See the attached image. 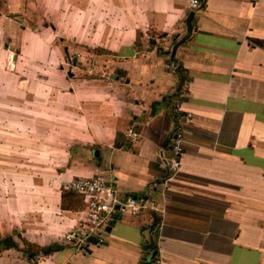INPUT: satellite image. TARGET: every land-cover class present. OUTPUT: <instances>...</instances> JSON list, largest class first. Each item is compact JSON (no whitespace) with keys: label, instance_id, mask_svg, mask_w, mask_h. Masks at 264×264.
I'll return each mask as SVG.
<instances>
[{"label":"crops","instance_id":"obj_1","mask_svg":"<svg viewBox=\"0 0 264 264\" xmlns=\"http://www.w3.org/2000/svg\"><path fill=\"white\" fill-rule=\"evenodd\" d=\"M27 6L49 12V27L80 55L59 91L85 113L57 174L59 204L67 183L101 173L146 209L137 218L118 211L88 253L8 250L0 264H151L155 255L163 264H264V0H204L191 32L184 0H0L1 21ZM20 22V40L40 39ZM177 103L193 118L172 176ZM57 209L62 221L76 213Z\"/></svg>","mask_w":264,"mask_h":264},{"label":"rangeland","instance_id":"obj_2","mask_svg":"<svg viewBox=\"0 0 264 264\" xmlns=\"http://www.w3.org/2000/svg\"><path fill=\"white\" fill-rule=\"evenodd\" d=\"M13 15L4 23L0 19V241L12 237L23 250L28 247L23 241L38 247L63 245L67 244L63 237L75 227L68 219L77 224L79 216L63 214L69 218L57 219L61 215L57 207L62 206L57 174L71 142L81 134L73 122L85 113L61 100L59 91L69 89L68 72L80 55L49 27V12L27 6ZM20 20L40 39L20 40L23 28L15 30ZM6 43L13 50L6 49ZM10 52L21 55L13 69ZM81 127L83 131L85 126Z\"/></svg>","mask_w":264,"mask_h":264},{"label":"built area","instance_id":"obj_3","mask_svg":"<svg viewBox=\"0 0 264 264\" xmlns=\"http://www.w3.org/2000/svg\"><path fill=\"white\" fill-rule=\"evenodd\" d=\"M184 1L186 10L195 14L201 11L204 0ZM170 68L173 73L178 72L176 63H171ZM181 96H185V90L181 92ZM174 113L177 125L171 137L173 159L167 166L172 176L179 173L181 156L186 144L185 127L193 118L192 114L182 113L179 103L176 104ZM140 137L135 127L128 129L127 138L130 145L137 144ZM65 189L83 197L84 209L75 213L79 216L77 224L64 236L65 243L82 253H88L92 247L104 243L106 228L113 223V217L118 211H129L132 217L137 218L146 209V201L143 198L129 196L121 199L114 186V180L101 173L90 177H78L67 183ZM151 264H163V262L155 255Z\"/></svg>","mask_w":264,"mask_h":264},{"label":"trees","instance_id":"obj_4","mask_svg":"<svg viewBox=\"0 0 264 264\" xmlns=\"http://www.w3.org/2000/svg\"><path fill=\"white\" fill-rule=\"evenodd\" d=\"M61 207L64 210H71L74 212L81 211L84 209L83 197L76 193L63 190ZM74 207H79V208H77L76 209L77 211H75L73 209ZM23 242L28 245L26 250L21 249L19 243L14 238L8 237L4 239L3 241H0V243L2 244V248H0V253L8 251V250H15L17 252H22L30 256L31 258L35 259V258H39L40 256L51 255L53 253L63 250L65 247L71 246L70 244H63V245H53L49 247H38L36 245L27 243L26 241H23Z\"/></svg>","mask_w":264,"mask_h":264},{"label":"water","instance_id":"obj_5","mask_svg":"<svg viewBox=\"0 0 264 264\" xmlns=\"http://www.w3.org/2000/svg\"><path fill=\"white\" fill-rule=\"evenodd\" d=\"M194 16H195L194 13H190V14L188 15V17H187V21H186V23H187V26H188V29H189L188 31H189V32L192 31V20H193ZM5 48H6V49L13 50V47H10L9 43H6V44H5ZM66 51H67V49H66ZM16 57H17V55H14V57H13V62H16ZM62 69H64V68L62 67ZM68 75H69L70 77H73V74H72L71 71L68 72ZM111 78H115L114 75H112Z\"/></svg>","mask_w":264,"mask_h":264}]
</instances>
